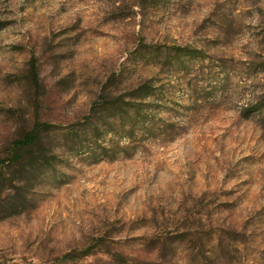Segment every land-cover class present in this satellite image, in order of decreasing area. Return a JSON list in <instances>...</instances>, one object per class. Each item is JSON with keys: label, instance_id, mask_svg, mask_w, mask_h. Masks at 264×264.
<instances>
[{"label": "rangeland", "instance_id": "rangeland-1", "mask_svg": "<svg viewBox=\"0 0 264 264\" xmlns=\"http://www.w3.org/2000/svg\"><path fill=\"white\" fill-rule=\"evenodd\" d=\"M0 264H264V0H0Z\"/></svg>", "mask_w": 264, "mask_h": 264}, {"label": "trees", "instance_id": "trees-1", "mask_svg": "<svg viewBox=\"0 0 264 264\" xmlns=\"http://www.w3.org/2000/svg\"><path fill=\"white\" fill-rule=\"evenodd\" d=\"M47 127H50V124L41 123L37 125L34 130L29 132L23 140H15L12 143L9 154L0 160V174L5 167L19 161L25 155L27 150L34 146V144L38 141L36 139L40 135V131Z\"/></svg>", "mask_w": 264, "mask_h": 264}]
</instances>
